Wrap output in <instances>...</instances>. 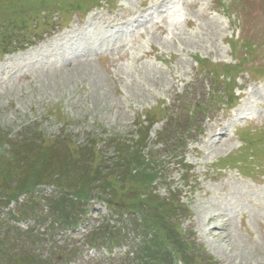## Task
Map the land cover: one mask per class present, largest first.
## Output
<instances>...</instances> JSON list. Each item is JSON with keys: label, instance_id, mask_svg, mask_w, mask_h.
<instances>
[{"label": "rangeland", "instance_id": "374dc122", "mask_svg": "<svg viewBox=\"0 0 264 264\" xmlns=\"http://www.w3.org/2000/svg\"><path fill=\"white\" fill-rule=\"evenodd\" d=\"M45 1L0 0L1 44H6L3 37L20 34L19 22L39 10L33 21L48 22L39 31L53 32L25 50L0 58V130L7 134L9 145L23 129L36 128L47 142L60 137L71 142L72 150L90 147L97 150L96 157L100 151L101 160L118 157L114 138L133 145L145 159L149 152L156 159L157 151L156 182L151 186L161 197L175 191L184 204L186 213L178 216V222L192 230L205 248L194 264H264V175L254 179L234 168L215 169L219 158L234 152H242V158L247 155L248 149L239 147L238 140L247 137L244 128L253 131L264 126L263 73L253 77L239 71L234 84L240 89L221 97L208 114L199 116L195 131L189 130L185 119L166 122L172 113L183 118L194 101L209 92V79L198 70L197 60L217 64L220 73V68L226 70L224 64L242 58L243 46L253 42V58L248 57L240 68H248L250 61L255 68L264 67V0H222V11L217 10L216 0H110L84 19L71 9L61 15L56 12L65 0H53L55 8L49 11L42 8ZM88 3L83 0L82 6ZM37 5L35 11L29 9ZM60 21V27H53ZM236 95L239 100L231 113L224 102ZM175 125H182L185 132ZM172 134L185 141L182 155L191 168L160 149L158 140L173 142ZM139 136L145 142L137 148L134 140ZM260 146L264 148V142ZM5 150L8 145H1L0 152ZM0 162L5 160L0 157ZM71 176L62 184L74 183ZM42 178L48 177L42 174ZM18 180L5 184L2 193L16 192ZM55 190L59 191L55 182H40L16 194L30 198ZM18 202L12 201L10 209ZM104 202L91 200L90 215L108 217L111 211ZM5 206L1 195L2 224L9 213ZM44 234L48 243L41 246L43 252L67 247L63 234L55 238ZM20 238L29 242L24 235ZM86 254L76 264H100L95 259L100 254Z\"/></svg>", "mask_w": 264, "mask_h": 264}, {"label": "trees", "instance_id": "16d2710c", "mask_svg": "<svg viewBox=\"0 0 264 264\" xmlns=\"http://www.w3.org/2000/svg\"><path fill=\"white\" fill-rule=\"evenodd\" d=\"M23 130L20 138L11 145L7 134L0 130V146L8 145L7 155L0 152L1 159L6 162H0V193L5 184L11 185V181L19 178L21 183L16 192L2 193L7 199L40 182H55L60 194L27 198L18 209L20 219L32 218L35 224L42 225L48 220L46 230L53 235L57 229L74 228L86 214L88 202L92 198L101 199L118 214V224L102 223L86 233L84 239L89 244L116 245L132 233L140 236V264H165L173 258L182 259L186 264L194 262L197 249L192 241L184 239L177 222L178 216L186 212L184 204L178 201L175 191L170 192L169 197H161L151 186L158 166L152 152L145 159L138 155L133 145H124L120 139L114 138L112 145H116L118 157L101 160L103 154L98 151L100 155L96 157L97 150L92 151L90 147L72 150L69 140L57 137L47 142L36 128ZM142 137L145 138L139 136L134 140L137 148L145 142ZM160 141L168 151H180L183 146L180 139L177 143L162 138ZM72 156L76 158L71 160ZM42 174L48 177L44 181ZM48 174L56 175L57 180H52ZM24 176L27 179H22ZM68 176L74 183L63 185L62 180ZM76 188L79 190L69 191ZM24 236L29 242L18 239L20 234L11 227L0 232V264H58L73 259L80 250L73 244L64 252L43 254L39 249L42 233L35 229L34 224L24 232Z\"/></svg>", "mask_w": 264, "mask_h": 264}]
</instances>
